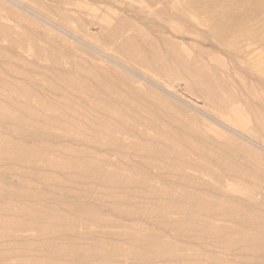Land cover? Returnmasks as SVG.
Listing matches in <instances>:
<instances>
[{
    "label": "rangeland",
    "instance_id": "374dc122",
    "mask_svg": "<svg viewBox=\"0 0 264 264\" xmlns=\"http://www.w3.org/2000/svg\"><path fill=\"white\" fill-rule=\"evenodd\" d=\"M0 264H264V0H0Z\"/></svg>",
    "mask_w": 264,
    "mask_h": 264
},
{
    "label": "bare ground",
    "instance_id": "6f19581e",
    "mask_svg": "<svg viewBox=\"0 0 264 264\" xmlns=\"http://www.w3.org/2000/svg\"><path fill=\"white\" fill-rule=\"evenodd\" d=\"M233 9V8H232ZM68 37V36H67ZM146 79V78H145ZM113 83V82H112ZM178 86H179V84H178ZM154 88V87H153ZM172 88V87H171ZM179 88V87H178ZM181 88V87H180ZM164 90V89H163ZM183 93V92H182ZM183 101V100H182ZM187 106V105H186ZM135 126V125H134ZM223 127V126H222ZM54 130V129H53ZM230 131H232V130H230ZM144 133V132H143ZM141 134V133H140ZM232 134V133H231ZM147 137V136H146ZM254 146V145H253ZM256 147V146H255ZM260 147V146H259ZM259 149V148H258ZM259 150H262L263 151V149H259ZM159 153V152H158ZM235 153V152H234ZM258 153V152H257ZM152 154V153H151ZM190 155V154H189ZM236 155V154H235ZM232 156V155H231ZM244 156V155H243ZM226 159H227V157H226ZM229 160V159H228ZM247 165V164H246ZM94 175V174H93ZM257 180V179H256ZM254 181V180H253ZM243 182V181H242ZM260 182V181H259ZM258 182V183H259ZM124 183V182H123ZM125 183H127V182H125ZM160 187V186H159ZM244 187V186H243ZM259 196H260V194H259ZM216 198V197H215ZM258 198V197H257ZM256 200V199H255ZM199 254V253H198Z\"/></svg>",
    "mask_w": 264,
    "mask_h": 264
}]
</instances>
